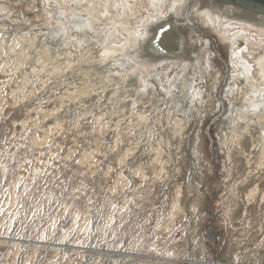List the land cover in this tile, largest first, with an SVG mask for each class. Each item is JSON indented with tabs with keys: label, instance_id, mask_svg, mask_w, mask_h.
I'll return each mask as SVG.
<instances>
[{
	"label": "rangeland",
	"instance_id": "rangeland-1",
	"mask_svg": "<svg viewBox=\"0 0 264 264\" xmlns=\"http://www.w3.org/2000/svg\"><path fill=\"white\" fill-rule=\"evenodd\" d=\"M84 1L0 0V264H264V36L192 29L210 60L200 92L182 88L180 105L195 109L174 112L169 98L128 106L117 87L142 77L160 92L162 73L190 65L136 67L127 80L111 66L131 60L175 0H121L101 21L87 5L78 26L66 3ZM80 35L95 38L75 45ZM155 38L151 52L167 51ZM104 66L118 74L111 85ZM254 99L262 105L245 106Z\"/></svg>",
	"mask_w": 264,
	"mask_h": 264
},
{
	"label": "bare ground",
	"instance_id": "bare-ground-1",
	"mask_svg": "<svg viewBox=\"0 0 264 264\" xmlns=\"http://www.w3.org/2000/svg\"><path fill=\"white\" fill-rule=\"evenodd\" d=\"M120 3H121V0H109L106 4L103 5L101 3V0H85L83 5L76 3L75 9H71L72 3L68 2L66 3L67 4L66 8L75 13V15L73 16L74 18L73 22H75V25L82 26V25H86L88 18L86 17V15H80V14L82 13V10L88 8L87 5H90L91 9L94 6H100V9L94 12V17L97 21H101L105 16L107 17L114 16L115 18H117L118 10L116 9V7L120 5V7L124 9L126 8L125 3L123 2L121 4ZM39 7H42L41 2L39 4ZM61 7L64 8L62 5ZM129 12H130L129 17H131L133 13H135L134 8L133 7L129 8ZM68 23L70 22L68 21ZM123 23H124L123 26H125L126 21L124 20ZM201 25L205 26L203 30H205L208 33V35L210 34L213 37L214 35H217V34L220 35L221 33L225 31L227 32L230 30H238L239 32H236L238 35H240L241 32L242 33L253 32V33L264 36V17L263 16L250 17L244 12H237L233 6L231 8L230 6L223 5L218 8L214 3H212V0H175L173 2L171 9L168 10V12L164 16H161L159 20H156V21L152 20L150 23H148V25L146 26L147 28L146 37L142 38V40L140 41L139 46H138V51H136L133 56L130 55L131 60H118V61H115L111 66H113V68H116L119 73H122L125 71L121 76H118V77H120V79H126L127 77L130 76V72H128L129 69H131L133 72L137 68L146 69L156 63H160L158 67L161 70L162 69L167 70V68L169 67V64H171L172 62L188 63L190 65L183 64V65L178 66L179 70L176 69L172 73V75L162 73L163 75L160 76L159 82L163 90H161L160 92L159 90L156 89L153 81L151 80L144 81L142 77H140L138 79V87H133L131 89H125L120 86L117 87V93L114 95V98H117L119 100L120 98L125 97L124 100H127L128 99L127 93H130L132 98L130 101H128L129 103L128 106L132 102L135 104V105L133 104L134 106H137L138 104H142L144 101V98H146L147 103L152 102L154 105L160 102H164L169 98L168 103L175 105V107L173 108L174 112L175 110H177L178 111L177 113H184L186 109H191V110L195 109L194 108L195 100H191L190 102H188L189 105L184 110L183 106H181L179 103V98L182 96V88L185 89L188 87V85L192 92H198V93L200 92L199 88L196 87L197 75L199 74L200 70L201 71L203 70L204 73L207 72V74H209L208 69L210 65V60L207 57H205L208 52H204L200 54L201 56H199L198 51L192 47L191 36L193 33L191 30L197 29V28L200 29L202 27ZM86 26H88V24ZM155 28H158V29L155 30ZM90 30L93 33H96L99 31L97 30V28L93 26L92 22L90 23ZM112 30L113 28L110 31ZM153 31L157 33V38H155V40L159 38L167 39V41L163 40V42L168 45L167 51L160 50V52H156L155 54H151L150 52H148L147 48L149 47L147 46L148 44L149 46H151L152 44L151 42H152ZM93 33H87V35H91ZM104 33L105 31L103 32V35L105 36L104 46L106 45L108 46L109 41H110V37L108 36L110 35V33L108 34H104ZM171 33L173 34L171 37H174L173 40L167 37L168 36L167 34H171ZM34 37H37V36L34 35ZM70 38L73 39L72 42H74L75 45L83 46L87 42V40H92L95 37L80 35V36L70 37ZM138 38H139V35H138ZM125 40H126L125 41L126 46L131 47L132 44L130 45V43L128 42V39L126 38ZM181 43L183 45L182 46L183 49H180ZM100 46L103 47V44L102 45L100 44ZM173 51H175L176 53L178 51L179 54L177 53L176 55H174L175 57H169L167 55H164V53L166 52L169 53ZM118 52H119V49L117 46L116 54ZM212 56L213 55L211 54V57ZM204 57H205V60L202 61L203 67H197V68L194 67V69L192 70L186 69L188 66L195 64L199 58H204ZM134 60L140 61L138 62L139 64L137 66L134 65L133 63ZM263 61L264 59H261L258 61V65L260 66L261 70H263V66H262ZM126 63H129L130 66H127V67L123 66V64H126ZM104 68L105 69L102 71L104 73L103 74L104 78H106L104 80L109 81L107 83H110L111 85L112 79L114 80L115 78L114 76H117L118 74H115L112 71L113 70L112 67L109 68V67L104 66ZM130 80L133 81L132 78H130ZM212 80L214 81L215 78L212 77ZM152 89L158 92L155 94L152 92ZM235 90L236 89L233 86V88L229 91V94L233 95ZM177 93H179L180 95H177ZM200 100L201 102L199 104L201 106H204L203 98H200ZM226 102L230 103V101L224 100L223 104L224 105L227 104ZM250 104L261 106L262 102L256 99L249 100L245 106L249 105L251 107ZM130 110L131 109H128L127 112ZM166 112H168L167 116L170 117L171 111L167 110ZM188 114L190 116H187V118L192 117V118H189V121H190L189 123L195 124V122L197 121L196 115L198 114V111L195 110L194 112H191ZM161 115L163 116L164 113H162ZM246 115H248V113H246ZM169 117H166L167 120L169 119ZM135 119L142 120L141 122H143L145 120V117L136 115ZM148 120L149 119L146 118L147 122ZM161 122L159 124H161ZM187 124L188 123H186L185 125L184 124L181 125L180 130H178V132L181 134H184V127H186ZM259 126L264 127V118L259 122ZM251 193L252 191L250 190V194ZM203 264H220V263L219 262H212V263L203 262Z\"/></svg>",
	"mask_w": 264,
	"mask_h": 264
},
{
	"label": "water",
	"instance_id": "water-1",
	"mask_svg": "<svg viewBox=\"0 0 264 264\" xmlns=\"http://www.w3.org/2000/svg\"><path fill=\"white\" fill-rule=\"evenodd\" d=\"M212 3L218 8L223 5L230 6L231 8L233 6L237 12H244L250 17H264V0H212ZM151 48H149L148 52H151ZM154 52L155 50L151 53L155 54ZM177 53L175 51L169 53L166 52L164 55L175 57L174 55Z\"/></svg>",
	"mask_w": 264,
	"mask_h": 264
}]
</instances>
